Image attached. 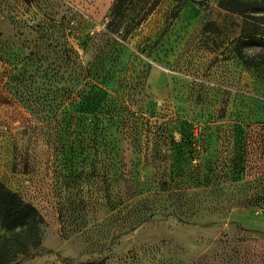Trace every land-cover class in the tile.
<instances>
[{"label":"rangeland","instance_id":"obj_1","mask_svg":"<svg viewBox=\"0 0 264 264\" xmlns=\"http://www.w3.org/2000/svg\"><path fill=\"white\" fill-rule=\"evenodd\" d=\"M117 3L0 0V180L44 218L19 264H264V11Z\"/></svg>","mask_w":264,"mask_h":264},{"label":"trees","instance_id":"obj_2","mask_svg":"<svg viewBox=\"0 0 264 264\" xmlns=\"http://www.w3.org/2000/svg\"><path fill=\"white\" fill-rule=\"evenodd\" d=\"M126 1L118 0L115 9L121 11ZM240 1L243 7L257 4L256 9L264 11V0ZM246 41L264 44V38L256 36ZM43 223L40 210L0 180V264H19L30 258L42 245Z\"/></svg>","mask_w":264,"mask_h":264}]
</instances>
